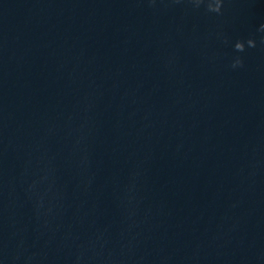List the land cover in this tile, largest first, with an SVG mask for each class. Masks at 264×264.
Returning <instances> with one entry per match:
<instances>
[{"label":"clouds","instance_id":"9594fccd","mask_svg":"<svg viewBox=\"0 0 264 264\" xmlns=\"http://www.w3.org/2000/svg\"><path fill=\"white\" fill-rule=\"evenodd\" d=\"M195 7L199 8L201 4H206V8L208 12L221 14L224 0H189ZM259 31L264 32V23H262L259 27ZM261 42L264 43V37H262ZM247 48L256 47V40L252 37L247 40H236L233 44V49L236 53H243ZM243 59L241 56L236 55L231 63L232 68L242 67Z\"/></svg>","mask_w":264,"mask_h":264}]
</instances>
